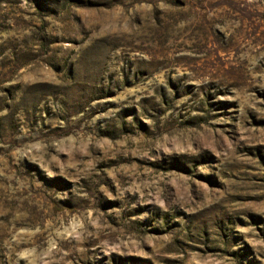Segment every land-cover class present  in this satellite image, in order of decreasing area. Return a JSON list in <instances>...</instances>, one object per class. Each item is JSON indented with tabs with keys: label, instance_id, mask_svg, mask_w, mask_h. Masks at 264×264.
<instances>
[{
	"label": "rangeland",
	"instance_id": "obj_1",
	"mask_svg": "<svg viewBox=\"0 0 264 264\" xmlns=\"http://www.w3.org/2000/svg\"><path fill=\"white\" fill-rule=\"evenodd\" d=\"M0 264H264V0H0Z\"/></svg>",
	"mask_w": 264,
	"mask_h": 264
}]
</instances>
